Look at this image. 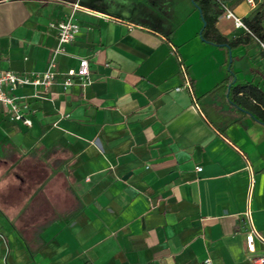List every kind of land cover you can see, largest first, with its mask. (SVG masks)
<instances>
[{
    "label": "crops",
    "instance_id": "0c3cea01",
    "mask_svg": "<svg viewBox=\"0 0 264 264\" xmlns=\"http://www.w3.org/2000/svg\"><path fill=\"white\" fill-rule=\"evenodd\" d=\"M75 2L55 83L14 91L32 124L0 108V264H252L264 123L212 91L230 64L264 89L260 43L204 41L192 0H0V70L44 71ZM217 28L249 33L223 13ZM80 58L90 76L66 88Z\"/></svg>",
    "mask_w": 264,
    "mask_h": 264
},
{
    "label": "built area",
    "instance_id": "2783aa9c",
    "mask_svg": "<svg viewBox=\"0 0 264 264\" xmlns=\"http://www.w3.org/2000/svg\"><path fill=\"white\" fill-rule=\"evenodd\" d=\"M249 4L255 6V0H247ZM224 8L223 16L233 21L237 28H244L250 32L246 26L243 17L238 15L234 10L222 3ZM80 9L79 2L73 4L71 13L63 20L57 22L58 43L52 52L47 68L41 72L18 73L13 70H0V108L5 109L11 119L22 121L27 125H31V119L26 117L28 104L23 96L17 95L14 91L23 86H32L36 90L41 89L48 91L55 83L59 76L58 71V55L66 51L65 45L74 41L80 32V24L76 19V13ZM264 49V40L256 37ZM182 71L185 73V67L182 66ZM65 74L67 77L63 80L65 87L71 86L76 79L82 80L84 83L90 76V63L87 58H80L77 67L69 68ZM188 88L191 91V85L188 83ZM197 106V105H196ZM199 167L198 170H201ZM251 172V167L248 166ZM252 174V173H251ZM249 227L245 235V245L248 253L251 255L252 264H264V236L254 226L250 212L246 213ZM257 241L263 245V250L257 248ZM204 264H214L211 258H206Z\"/></svg>",
    "mask_w": 264,
    "mask_h": 264
},
{
    "label": "trees",
    "instance_id": "16d2710c",
    "mask_svg": "<svg viewBox=\"0 0 264 264\" xmlns=\"http://www.w3.org/2000/svg\"><path fill=\"white\" fill-rule=\"evenodd\" d=\"M192 1L201 11L203 27L200 35L204 41L232 49L241 43H248L251 36L264 40V1L259 2L258 7L249 16L243 18L250 32L231 40L217 28V17L224 11L222 2L219 0ZM236 77V71L230 64L228 77L212 92H220L223 89L229 103L264 123V89L253 81L237 82Z\"/></svg>",
    "mask_w": 264,
    "mask_h": 264
},
{
    "label": "rangeland",
    "instance_id": "374dc122",
    "mask_svg": "<svg viewBox=\"0 0 264 264\" xmlns=\"http://www.w3.org/2000/svg\"><path fill=\"white\" fill-rule=\"evenodd\" d=\"M158 0H154V3H156ZM222 2L223 4H226L229 8H235L237 6H242V10H240L239 12L243 15L244 14V8L248 7V1L247 0H219V2ZM259 2L264 1V0H258ZM150 4L153 6V2L152 1H148ZM187 3L189 4V6L193 7V4L191 2V0H187ZM159 6V5H158ZM161 7V6H160ZM198 12L200 14V10L198 9ZM249 16V15H247ZM246 15H244V17H247ZM203 21V20H202Z\"/></svg>",
    "mask_w": 264,
    "mask_h": 264
},
{
    "label": "water",
    "instance_id": "95a60500",
    "mask_svg": "<svg viewBox=\"0 0 264 264\" xmlns=\"http://www.w3.org/2000/svg\"><path fill=\"white\" fill-rule=\"evenodd\" d=\"M201 12V11H200Z\"/></svg>",
    "mask_w": 264,
    "mask_h": 264
}]
</instances>
